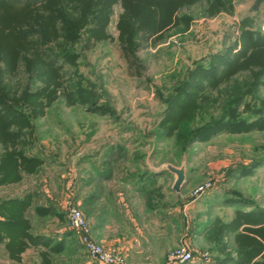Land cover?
<instances>
[{
	"label": "rangeland",
	"instance_id": "rangeland-1",
	"mask_svg": "<svg viewBox=\"0 0 264 264\" xmlns=\"http://www.w3.org/2000/svg\"><path fill=\"white\" fill-rule=\"evenodd\" d=\"M106 1L109 0L100 2ZM209 1L162 4L164 26L155 34L142 32L145 38L132 57L124 52L119 39L118 24L124 14V2L111 0L103 35L96 39L89 37L87 41L82 34L70 45L74 57L60 59L64 66L60 72L64 81L57 91L60 94L47 103L43 114L28 117L32 128L27 131L31 135L24 139L33 144H28L25 151L39 157L38 168L22 174L18 182L0 185V202L30 194L25 212L29 237L12 246L10 239L0 234V264H96L69 229L64 204L73 199L74 190L65 188V184L70 172L73 174L75 168L81 170V161L87 159L84 167L89 170L91 162L105 154H115L110 165L115 169L136 170L138 166H146L148 173L154 169L167 171V165L184 169L187 182L176 193L182 191L186 199L179 200V211L171 214L173 221L169 226H159L157 231L154 228L159 243L167 250L163 262L156 256L154 264H165L168 255L179 245L191 248L196 256L194 261H199L200 254L207 253L213 264L217 258L225 257L242 264L236 254L240 246L254 240L264 244V219L259 224L246 220L236 226L239 223L237 211L264 212V127L255 126L259 115L246 111L244 102L248 97L229 110L232 120L246 119L248 123L243 131H219L184 146L175 135L164 139L159 128L171 93L196 63L206 65L209 55L222 52L239 37L241 19L251 16L253 27L264 32V0H231L229 11L220 9L216 13L208 11ZM136 3L133 6L143 8L147 3L154 6L145 1ZM54 6H62V3ZM10 10L14 18L42 15L36 7ZM4 12L11 15L9 10ZM257 69V66L242 68L227 83L207 88V98L198 103L191 118L183 121V127L193 131L220 116L228 97H234L235 88ZM224 73L220 77L224 78ZM6 77L8 85L18 84L19 89L28 82L22 66ZM41 84L42 80H34L30 86L37 88ZM78 86L93 91L96 103L82 102L74 94ZM64 91L77 100L69 102L62 95ZM255 96L258 100L264 99V87L260 86ZM255 104L254 107L259 106L258 102ZM21 109L29 112L27 106ZM9 145L8 140H0V163L11 149ZM257 160L260 162L243 172V166ZM205 184L210 185L197 194L196 189ZM163 190L174 193L170 181L157 187V191ZM162 199L158 200L160 206L168 202V205L177 204L173 198ZM187 203L190 208H183ZM204 227L206 233L201 235ZM257 229L262 234H257ZM35 236L44 239L35 245L31 240ZM109 250L129 264L124 255ZM253 262H264V249Z\"/></svg>",
	"mask_w": 264,
	"mask_h": 264
},
{
	"label": "trees",
	"instance_id": "trees-1",
	"mask_svg": "<svg viewBox=\"0 0 264 264\" xmlns=\"http://www.w3.org/2000/svg\"><path fill=\"white\" fill-rule=\"evenodd\" d=\"M100 1L0 0V140H8L11 147L4 154L0 163V185L18 182L22 174L35 172L38 168L39 157L35 153L25 151L28 144H33L24 139L26 135H31V132L27 131L32 128L28 117L43 114L47 103L60 94L57 91L62 88L64 81L62 73H60L64 66L60 63V59L68 56L74 57L69 47L80 39L82 34L86 36L87 41L89 37L96 39L103 35L111 0L104 4ZM122 1L124 2V14L118 24L119 39L124 46V52L126 51L133 57V52L139 48L145 38L141 33L155 34L164 26L165 16L162 4L184 3L192 0ZM135 1L150 2L154 6L147 3L148 6L143 8L135 7L133 6L134 3L137 4ZM55 3H62V6L53 7ZM22 6L39 8L42 15L29 18L12 17L10 9ZM231 8V0H210L208 3L210 13H216L220 9L229 11ZM7 10L11 12L10 16L8 12H4ZM70 13L73 14L69 17ZM238 26L239 37L231 45L225 47L222 52L209 55L206 58V65L196 63L187 72L186 79L171 93L159 122V128L165 136L164 139L175 135L184 146H189L219 131L240 132L245 130V123H248L246 119L232 120L229 110L235 103H240L247 97L248 101L244 102L246 111L259 115L255 126L262 124L264 127V118H262L264 116V99L258 100V97L255 96V91L260 86L264 87V32L253 27L251 16L241 19ZM21 66L27 72L28 82L19 89L18 84L15 87L8 85L5 78L16 70L18 71ZM250 66H257L258 69L250 72L249 79H245L243 84L235 88L234 97H230L231 99L228 97L225 110L220 116L210 119L206 124L193 131L183 127V121L191 118L199 106L198 103L207 98V88L214 89L221 83H227V80L231 79L240 69ZM222 73L225 74L224 78L220 77ZM34 80H42V84L37 88H31L30 84ZM66 91L68 90L66 89ZM74 91V94H77L82 102H87L88 105L96 103L93 91L80 86L77 87V92ZM62 95L66 99L68 98L69 102L77 100V97L71 99L69 92L64 91ZM255 102H258L259 106L254 107ZM22 106H27L29 112L20 110ZM11 126H14L15 129H10ZM257 162L260 161L257 160L250 165L243 166V172L250 170ZM29 198L30 194L26 193L22 197L15 196L0 202V234L7 236L12 246L23 238L29 237L27 233L29 224L25 219ZM236 215L239 217V221L237 220L239 223H236L237 227L246 220L259 224L258 222H262L264 219V212L254 209L246 212L237 211ZM256 231H259L257 234L261 233L260 229ZM262 236L264 238V234ZM43 239L42 236H35L31 240L36 245ZM263 249L264 244L258 240H254L246 246H240L236 253L238 261H241L242 264H264V262L252 263V259L259 255ZM226 263L236 264L237 262L225 257L217 258L214 264Z\"/></svg>",
	"mask_w": 264,
	"mask_h": 264
},
{
	"label": "crops",
	"instance_id": "crops-1",
	"mask_svg": "<svg viewBox=\"0 0 264 264\" xmlns=\"http://www.w3.org/2000/svg\"><path fill=\"white\" fill-rule=\"evenodd\" d=\"M115 158V154L101 155L96 162H91V174L84 167L87 166V159L81 161V170L75 168L73 174L70 172L65 188H73L72 200L82 210L90 226L91 237L96 242L121 253L129 264H154L156 256L161 257L163 262L167 250L159 243L154 228L157 231L159 226L165 228L170 225L173 221L171 214L179 211V200H185L186 195L182 191H157V187L166 181H170L172 186L176 179L167 167V171L154 169L149 173L146 166H138L136 170L125 167L115 169L110 166ZM186 182L185 174L181 190ZM165 196L169 200L173 198L177 204L168 205V202L160 206L158 200H163ZM185 207L190 208V203ZM204 228L200 231L201 235L206 233ZM150 230L153 233H149ZM176 231L178 234L177 228ZM194 262L213 264L202 260Z\"/></svg>",
	"mask_w": 264,
	"mask_h": 264
},
{
	"label": "built area",
	"instance_id": "built-area-1",
	"mask_svg": "<svg viewBox=\"0 0 264 264\" xmlns=\"http://www.w3.org/2000/svg\"><path fill=\"white\" fill-rule=\"evenodd\" d=\"M210 184H205L196 189L195 192H203ZM64 208L66 211L69 229L75 234L78 242L83 247L89 257L98 264H126L118 254L106 249L102 244L96 242L91 237V230L83 212L78 208L72 199H68ZM193 251L185 245L177 246L167 257L165 264H185L195 260ZM206 263L210 262L207 253H202L198 257Z\"/></svg>",
	"mask_w": 264,
	"mask_h": 264
},
{
	"label": "water",
	"instance_id": "water-1",
	"mask_svg": "<svg viewBox=\"0 0 264 264\" xmlns=\"http://www.w3.org/2000/svg\"><path fill=\"white\" fill-rule=\"evenodd\" d=\"M167 169L174 173L176 176V179L172 185V190L175 192L179 191L180 188L182 187V184L184 183L185 180V172L183 168H177L171 165H167Z\"/></svg>",
	"mask_w": 264,
	"mask_h": 264
}]
</instances>
